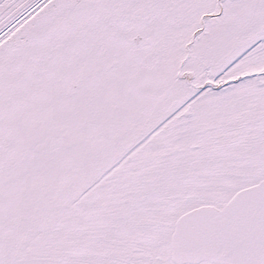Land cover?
<instances>
[{"label": "snow or ice", "instance_id": "6c2138e0", "mask_svg": "<svg viewBox=\"0 0 264 264\" xmlns=\"http://www.w3.org/2000/svg\"><path fill=\"white\" fill-rule=\"evenodd\" d=\"M0 264H264V0H0Z\"/></svg>", "mask_w": 264, "mask_h": 264}]
</instances>
